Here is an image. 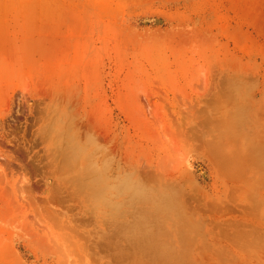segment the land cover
<instances>
[{
    "label": "rangeland",
    "instance_id": "1",
    "mask_svg": "<svg viewBox=\"0 0 264 264\" xmlns=\"http://www.w3.org/2000/svg\"><path fill=\"white\" fill-rule=\"evenodd\" d=\"M0 264H264V0H0Z\"/></svg>",
    "mask_w": 264,
    "mask_h": 264
}]
</instances>
